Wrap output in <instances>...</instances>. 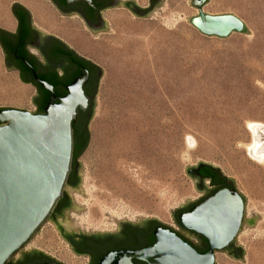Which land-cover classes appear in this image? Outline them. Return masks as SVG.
Segmentation results:
<instances>
[{"label": "rangeland", "instance_id": "374dc122", "mask_svg": "<svg viewBox=\"0 0 264 264\" xmlns=\"http://www.w3.org/2000/svg\"><path fill=\"white\" fill-rule=\"evenodd\" d=\"M126 2L149 5L148 0ZM16 3L33 12L40 31L62 38L105 71L90 124L91 141L78 160L84 166L87 197L73 194L87 211L71 213L73 225L81 232L102 233L123 220L137 222L142 217L177 229L173 212L203 195L187 169L205 162L235 180L247 199V219L260 216L255 227L245 223L237 235L246 263L220 252L216 264H264V163L247 149L253 140L248 124L264 126V0H209L203 13L232 14L246 26L245 32L225 39L205 36L192 26L191 19L199 15L194 0H160L146 17L125 7L113 9L104 15L112 33L98 35L77 16L60 13L49 0H0L1 29L15 30L6 24L13 21L16 26ZM36 95L17 72L8 70L0 47V108L32 112ZM146 103L160 116V142L151 145L138 164L132 163L130 175L116 177L112 131L124 121L127 107L142 115ZM122 130L118 137L125 134ZM34 249L66 262L74 259L51 221L18 255Z\"/></svg>", "mask_w": 264, "mask_h": 264}, {"label": "water", "instance_id": "95a60500", "mask_svg": "<svg viewBox=\"0 0 264 264\" xmlns=\"http://www.w3.org/2000/svg\"><path fill=\"white\" fill-rule=\"evenodd\" d=\"M65 1L67 4L85 1L90 7L95 8L91 0ZM208 1L194 0L193 3L199 9V15L191 19V24L201 34L225 39L233 33L245 32L246 26L244 22L235 15L203 13L202 8ZM130 3L137 4L135 2ZM121 7L126 8V6L122 5L116 8ZM154 8L148 12H143L142 16L132 12L139 17H146ZM31 19L33 24L32 14ZM91 31L95 35L101 32L112 33L109 29V23L105 20L103 29ZM38 32L45 36L53 37L58 44L66 49L67 45L58 38L42 31ZM62 47L57 48V52L60 54L66 53ZM54 58V55L50 56V59L55 60ZM7 68L10 72L13 71L8 66ZM40 68V63L38 62V73L43 80H40L33 70L35 79L38 80L45 91L52 94L51 101L45 108L44 113H40L39 109L37 113H34L14 108H0V264L8 263L23 246L25 247L32 240L52 214L64 194H68L71 208L64 213L62 218H59L58 224L54 223L58 230L60 226L67 232H81L73 225L71 213L82 214V212L87 211L76 204L73 195L74 193H80L87 197L82 187L84 181V166L82 163L78 162L76 165L79 178L77 187L70 188L67 181L71 171L75 168L72 165L74 152L73 124L77 121L79 110L85 112L89 107V99L84 91L89 75L87 72L79 75L78 67L71 61H69V66L64 65L62 68L54 69L51 72H46ZM57 70H62L64 76L60 77ZM53 74H56L62 83L73 79L67 85L66 93L61 98H58L55 93L62 95V89L54 88L46 82L48 77ZM76 74L78 75L76 76ZM104 75L105 71L101 68V79ZM22 80L25 83L32 82L36 87L39 86L34 80ZM100 84L101 80L97 94L99 93ZM38 93L33 100L37 106L42 104L39 89ZM96 97L94 99L92 119L96 114L98 105ZM91 121L89 123V132ZM255 141L260 143V147L264 146V126L257 128ZM204 164L211 165L200 162L198 166ZM198 166H189L187 169V173L193 179L192 172ZM215 168L219 169L223 174L220 168ZM228 179L234 183L237 191H229L227 189L217 191L190 212L179 216V222L183 227L200 233L208 239L211 248L207 254L200 255L175 234L159 230L156 232L157 240L152 247L135 252L110 253L103 259L101 264H132V259L145 260L149 264H216L214 252L224 250L239 231L242 230L245 223H248L253 228L260 220V216L255 214L253 219H247V199L245 195L239 192L235 180L232 178ZM194 181L197 190L202 192L199 182L195 179ZM197 201L187 200L186 204L173 212L174 218L176 212ZM150 221L163 224L156 218L145 219L142 217L138 218L137 222L123 220L119 224H138ZM59 232L61 235L60 230ZM235 245L241 252L240 256L235 259L246 263V251L243 246L237 243V238L235 239ZM28 252L41 251L34 249Z\"/></svg>", "mask_w": 264, "mask_h": 264}, {"label": "flooded vegetation", "instance_id": "af4514ba", "mask_svg": "<svg viewBox=\"0 0 264 264\" xmlns=\"http://www.w3.org/2000/svg\"><path fill=\"white\" fill-rule=\"evenodd\" d=\"M49 1L53 3L60 13L65 16H77L93 31L103 29L105 20L104 15L116 7L121 5L126 6V8L133 11L135 14L142 16L144 14L143 12H148L160 2V0H148L149 5L147 7H141L130 2L126 3L127 0H91L95 5V8H92L85 1H77L71 4H62L61 0ZM13 13L16 19L15 31L11 32L10 35L2 31L4 29H0V47L4 53L6 64L11 70L18 72L22 79L34 80L35 83L40 86L32 72L34 70L38 78L43 80L38 73V62L40 63L41 70L51 72L54 69L62 68L64 65L69 66V61L60 53H58L59 57L54 58L56 61L50 59L51 55H54L55 57L58 50L57 48H61L62 46L58 44L53 37L48 35L45 36L38 32L33 27L32 21L23 10L16 8L13 10ZM17 13L23 17L22 21L17 18V15H15ZM23 28L29 33L28 40L24 46L18 44L19 35ZM33 49L38 52L42 60L33 57ZM62 49L67 52L64 47H62ZM14 50H16L15 57L13 55ZM81 65L82 67L77 66L80 71L79 75L85 72L89 75V79L84 86L85 95L89 99V107L85 112L81 111L82 113L79 114L75 130L85 135L87 133L86 121L92 110V104L94 103L93 94L97 88L98 82L101 80V68L96 64H94V66L92 64L81 63ZM202 166L203 165L198 166L192 172L194 179L199 182L200 190L203 192V195L201 196L202 198L174 214L176 225L178 227L177 229L152 221L138 224H119L114 230L93 234L88 232H67L59 226V230L65 240L68 251L73 256L72 258H74L72 259V262L60 260L52 254L44 251L27 252L22 256H19L18 252L22 249H26V246H23L22 249L19 250L6 264H101L103 259L110 253L135 252L152 247L157 240L156 232L159 230L169 231L170 233L175 234L195 249L200 255H205L211 248L208 239L200 233L183 227L179 222V216L190 212L194 207L210 198L217 191L224 189L229 191L237 190L234 183L226 176L215 170L206 169ZM70 174L73 180L67 184L70 188H76L79 179L76 166ZM70 208L71 201L69 196L68 194H64L47 221L58 224L59 218H62L64 213L70 210ZM236 238L237 236L224 250L214 252L215 262L216 256L220 252H226L234 258L240 256V249L235 245ZM132 264H149V262L140 259H132Z\"/></svg>", "mask_w": 264, "mask_h": 264}, {"label": "bare ground", "instance_id": "6f19581e", "mask_svg": "<svg viewBox=\"0 0 264 264\" xmlns=\"http://www.w3.org/2000/svg\"><path fill=\"white\" fill-rule=\"evenodd\" d=\"M41 6V5H40ZM52 11V10H51ZM49 14V13H48ZM41 16V15H40ZM39 16V17H40ZM43 16V15H42ZM41 16V17H42ZM45 16V15H44ZM51 16V15H50ZM43 19V18H42ZM46 20V18H44ZM39 19H37L38 21ZM44 20V21H45ZM41 21V20H40ZM47 21V20H46ZM56 21V20H53ZM42 22V21H41ZM48 22V21H47ZM49 22H52L51 20ZM44 23V22H42ZM54 23V22H53ZM57 23V22H55ZM46 24V23H45ZM44 24V25H45ZM42 25V24H41ZM48 25V24H46ZM57 27L55 24H53ZM8 29H12L15 27V23L13 21H9L6 24ZM61 27V26H60ZM54 29V28H53ZM146 85V84H145ZM149 85V84H148ZM145 89V88H144ZM163 94V92H162ZM144 95V94H143ZM147 95V94H146ZM165 95V94H164ZM30 96L29 93L25 94L27 98ZM167 96V95H166ZM158 97V96H157ZM165 97V96H164ZM170 97V96H169ZM176 97V95H175ZM183 97V96H182ZM189 97V96H188ZM139 98V97H138ZM167 99V98H165ZM180 99V98H179ZM190 99V98H189ZM195 99V98H194ZM188 100L189 102L192 101ZM152 101V100H151ZM169 101V100H168ZM175 101V100H174ZM182 101V100H181ZM194 101V100H193ZM157 102V101H156ZM165 102V101H164ZM178 102V101H177ZM135 103V102H134ZM167 103V102H166ZM165 103V106H166ZM184 103V102H183ZM187 103V102H186ZM156 104V103H154ZM159 104V103H158ZM157 104V105H158ZM171 104V103H170ZM176 104V102H175ZM188 104V103H187ZM191 104V103H190ZM151 104L146 103L144 111L145 113L142 115H138L134 113L133 109L129 106L125 109L124 112V121L120 122L118 126L112 131L113 135L116 136V140L112 141V149L110 150V155L113 158V163L115 164V170L113 174L116 177H123L125 175H130L129 168L133 167L132 163L138 164L139 161L142 160V157L145 153L149 150L151 145H156L160 142V135L158 129V119L157 115H154L153 111H151ZM162 105V104H161ZM168 105V104H167ZM177 105V104H176ZM184 105V104H183ZM186 105V104H185ZM184 105V106H185ZM189 105V104H188ZM186 105V106H188ZM154 106V105H153ZM160 106V104H159ZM164 106V108H165ZM183 106V107H184ZM156 107V106H154ZM167 107V106H166ZM172 107V106H171ZM178 107V106H176ZM136 109V107H134ZM160 108V107H159ZM158 108V109H159ZM168 108V107H167ZM179 108V107H178ZM187 108V107H186ZM139 109V108H138ZM141 110V109H140ZM162 110V109H161ZM190 110V107H189ZM194 110V109H192ZM143 111V112H144ZM174 111V110H173ZM177 111V110H176ZM183 111L180 109V112ZM162 112V111H161ZM165 112V111H164ZM172 112V111H171ZM189 112V111H188ZM193 112V111H192ZM197 112V111H195ZM158 113V112H157ZM160 113V112H159ZM168 113V112H167ZM170 113V112H169ZM174 113V112H173ZM178 113V112H177ZM161 114V113H160ZM183 114V113H182ZM197 114V113H195ZM194 114V115H195ZM159 115V114H158ZM173 115V114H171ZM179 115V114H178ZM193 115V114H192ZM168 117V116H167ZM182 117V116H181ZM164 118V117H163ZM162 118V119H163ZM179 118V117H178ZM166 118H164L165 120ZM176 119V118H175ZM161 121V120H160ZM159 121V122H160ZM176 122V121H175ZM181 123V122H180ZM179 123V124H180ZM178 125V124H177ZM249 130L251 131L252 138L254 141L247 146L248 153L254 158L255 160L259 161L260 163H264V146L260 147V143L255 141V137L257 135V128L263 126L262 124L256 122H250L248 124ZM161 127V126H160ZM164 127V124H163ZM122 128L125 129V134L121 137H118L119 133L122 132ZM121 129V130H120ZM192 147V145L190 146Z\"/></svg>", "mask_w": 264, "mask_h": 264}, {"label": "trees", "instance_id": "16d2710c", "mask_svg": "<svg viewBox=\"0 0 264 264\" xmlns=\"http://www.w3.org/2000/svg\"><path fill=\"white\" fill-rule=\"evenodd\" d=\"M61 3L62 4H66V1L65 0H61ZM16 8H20L21 10H23V12L29 17V19L32 20L30 12L25 7H23L20 4H15L14 7H13V10H15ZM15 15H17V18L22 21L23 17L21 15H18V13L15 14ZM2 31H4L5 33L11 35L10 32H7L5 30H2ZM28 34H29L28 31H26V29L23 28V30H21V33L19 35L18 44L24 46L26 41L28 40ZM66 49H67V52L66 53H62V55H64L67 59H69V61H71V63H73L74 65L81 66V67H82L81 63H87V64L94 65L91 61L86 60L85 58H82L75 51L69 49L67 46H66ZM13 55H14V57L16 56V50H14ZM56 57H59L58 56V52L55 54V58ZM77 75L78 74H76V76ZM100 79H101V75H100ZM47 80L48 81H46V82L49 83L50 85H52L54 88L58 87L59 89H62L61 90L62 93H63L62 95H58L57 93H55L58 98L63 97V95L66 93L65 89H66L67 85H69L73 81V79H71L69 82L62 83V81L60 80V78L56 74H53L52 76H49ZM37 87H38V89H39V91L41 93V97H42V104L38 105L39 112L40 113H44L45 108L47 107V105L51 101L52 94L47 92V91H45L41 86H37ZM98 88H99V82H98L95 94L93 96V99H95V97L97 95ZM93 108H94V103L92 104V110H91L90 115L88 116V119L86 121L87 122L86 123L87 124V133L85 135H83L81 132L75 130L76 122L73 124V137H74V152H73V161H72V165L73 166H76L78 164V160H79L80 156L88 148V145H89V142H90L89 123H90V121L92 119V116H93ZM80 113H82V112L79 111L78 112V116H79ZM202 167H204L206 169H210V170L212 169V170H215L218 173H221V171L219 169H217V168H215V167H213L211 165L204 164ZM72 180L73 179L71 178V174H70L67 183L72 182Z\"/></svg>", "mask_w": 264, "mask_h": 264}, {"label": "crops", "instance_id": "0c3cea01", "mask_svg": "<svg viewBox=\"0 0 264 264\" xmlns=\"http://www.w3.org/2000/svg\"><path fill=\"white\" fill-rule=\"evenodd\" d=\"M18 4H20V5H22L23 7H25L27 10H29L30 11V9L29 8H27L26 6H25V4H22V3H18ZM53 4V3H52ZM54 6V5H53ZM55 7V6H54ZM56 8V7H55ZM115 9H117V8H115ZM56 10H57V8H56ZM31 12V14L33 15V12L32 11H30ZM72 17V16H71ZM32 18H33V16H32ZM34 19V18H33ZM33 27L36 29V30H38V31H40L37 27H36V24H35V22L33 21ZM15 29H16V26H15ZM7 31V30H6ZM15 30H13V31H8V32H14ZM49 35H52V36H54V37H56V38H58L59 40H61L63 43H65L71 50H73V51H75L79 56H81L82 58H85V59H87V60H89V61H92L91 59H89V58H87V57H85V56H82L81 54H79L73 47H71L69 44H67L62 38H60V37H58V36H56V35H53V34H49ZM33 50L35 51V52H33ZM32 50V53H33V56H35L36 58H39V60H42L41 58H40V56H39V54H38V52L35 50V49H33ZM37 53V54H36ZM93 62V61H92ZM94 64H96V65H98L97 63H95V62H93ZM99 66V65H98ZM58 71V73H59V75H60V77H63L64 76V72L62 71V70H57ZM16 72V71H15ZM18 73V72H17ZM18 75H19V73H18ZM19 78L21 79V81L24 83V84H26V85H28V86H32L36 91H37V95L39 94L38 93V88L36 87V86H34L33 85V83L32 82H30V83H25L23 80H22V78L19 76ZM38 109H39V107L37 106V105H35V107H34V111H32V112H34V113H37L38 112Z\"/></svg>", "mask_w": 264, "mask_h": 264}]
</instances>
